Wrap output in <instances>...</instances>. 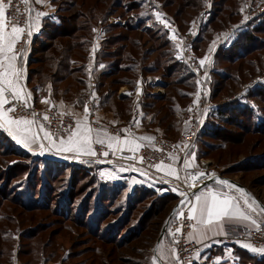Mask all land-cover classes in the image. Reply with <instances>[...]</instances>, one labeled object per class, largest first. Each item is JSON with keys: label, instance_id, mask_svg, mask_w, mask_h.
<instances>
[{"label": "rangeland", "instance_id": "1", "mask_svg": "<svg viewBox=\"0 0 264 264\" xmlns=\"http://www.w3.org/2000/svg\"><path fill=\"white\" fill-rule=\"evenodd\" d=\"M156 1H158L161 6L164 4L166 13L179 23L183 31H186L189 23L198 16V11H193L192 9H188V7H184L183 0ZM204 1L207 0H203V3ZM218 1L225 3V6L234 4L232 0ZM131 2H136L137 4L133 9L129 7ZM71 3H73V6L76 3L77 11L79 13L81 12L83 15L77 19L78 22L82 23L86 21L87 18L90 26L95 27L93 30L94 42L97 27L102 24H111L112 22L108 23L109 20H113L114 23L115 19L121 18L127 22V25L136 24L138 20H141V22L137 24H142V26L136 32L118 28L112 29L113 31L110 30L111 35L114 34L117 37L120 34L122 35L115 45L121 43L131 46L132 44L127 43L129 41H134L133 44L137 41L140 45V47L135 49V63L131 61L133 57L129 58L128 52L123 55V59L120 58L121 61H118L122 65L131 66L132 70L130 72H115V74L113 73L111 76L102 78L103 84L105 85L103 91L110 89L115 92V104L122 109L127 108V106L130 107L131 115L125 116V113L122 117L116 115V111L111 110L115 117L118 116L123 119L121 125L127 126V124H132L131 120H133L134 114L133 105L136 103L132 97H123L122 94L125 90H134L137 83L135 82V84L127 86L122 84L121 81L123 79L128 78L130 82L131 79L137 80L138 77L142 76L144 93L147 96L143 99L145 103L152 101L150 95L157 96L160 94L161 96H166V99L163 101H155L154 112L158 108L163 109L160 115L157 116V114L155 115L150 109L148 110L145 108L146 113L150 112V116L154 118L158 117V121H160L164 115L169 114V106L173 107L177 104H181L182 106L185 105L184 101H181L178 96L177 87L174 86L175 84H171V80L167 79L165 76L164 68L174 66L173 69L176 71V78L179 76H188L189 71L186 69V63L185 65L183 62H179L173 57L171 60V57L167 59V57L165 58L163 55L168 53L174 56V49L171 45H168L169 51H167L168 49L165 50L162 48L164 46L163 44L166 43L164 39L166 35H164L163 27L156 19V10L159 6L156 4L155 0H118V2H116V0H58L56 11L48 20L52 23L56 22L57 24L60 23V18L67 20L69 14L64 12V7L67 8V4L70 7ZM203 3L202 8L204 7V10L205 3ZM232 10L234 9L230 11ZM230 11L226 10V12H221L219 15L220 18L215 20L210 30L212 34L216 29L229 25V21L235 23L236 19H230L227 15ZM120 14H122L123 17H118ZM248 17L249 15H246L245 19ZM262 18H264V13L257 18L258 24ZM222 19L226 21L220 22ZM147 31H149V33H146ZM40 39L42 41L47 40L46 37ZM252 44L253 45L250 47L251 53L241 62L239 61L229 65L226 61L220 59L218 66L220 65L223 69L227 70L228 75H231V79L220 83L221 85H218L219 92L214 96L212 95L210 99L213 102H225L223 106L220 107L223 113L221 115H215L214 110L209 113L206 126L199 134L195 146L200 150V158L203 166L213 171L216 175L234 180L249 191L255 199H258L260 203L264 204V31L259 34V36L255 37ZM40 47V45H37L35 48L39 49ZM150 48L151 50H157V52L150 56L149 62H144L143 56L145 50ZM170 48H172V50ZM107 49L112 50L113 48L107 47ZM243 50V52L248 51L246 48H243ZM89 54L90 48L88 55ZM40 57L41 53L38 51L36 58ZM113 57L112 55L107 59L108 62L105 63L106 65L102 69L96 68L93 72L94 76L96 73L107 70L109 64L114 62V59L117 58ZM86 63L88 64V61H86ZM145 64L154 67V71H145ZM31 66L35 67L36 65H30V67ZM191 72L193 73V71ZM159 78L163 79L164 83L167 85L166 87L159 85ZM35 82L36 79H33L31 85L33 86ZM67 85L68 83L66 82L62 87L65 88ZM73 85L75 84L71 86ZM41 91L42 90H40L39 93ZM73 92H71L70 95H78V91H76V93L73 90ZM126 99H129L128 103L125 101ZM201 99L202 97L200 96L197 104L187 108L186 112L184 114H179L180 116H178L177 119H175V114H173L165 121H162V123L156 122V125H160L162 128V134L157 137L175 141L179 140V138L190 129L185 116L199 106ZM186 105H188V103ZM216 108L217 107H215V109ZM106 111L110 110L106 109ZM59 112L67 113L62 111ZM172 113L171 111V114ZM183 122L186 124L185 130ZM167 127H170L168 131ZM111 128H114V126L110 127V129ZM5 137L8 136L0 129V225L6 223L8 226V233L3 236V238L9 240L8 242H4L3 239L0 242V251L4 252V255L0 256V263L16 264V261H18L20 264H26L30 258H32V262L37 264L35 262V257L39 256V264H42L45 258L51 256L52 261L61 262L62 264H152L151 251L170 213L175 206L180 203L179 201L182 198L181 195L179 196L178 194V200L168 207V209L163 210V212L161 211L162 214L160 216H151L149 220L150 226L146 227L147 229L143 231L140 237L135 239V234L131 235L128 232L129 229L134 228V222L140 218L146 208L150 207L152 202L158 201L154 208H157L163 203L160 199V196L163 194L162 192L160 193L156 189H148L150 191H148L149 197L146 195L144 197L148 200L145 203H141L142 209L135 212L132 224L125 228L121 226L117 229L116 234L113 233L110 235V238L114 237V239H116L117 237L118 243H114L112 240H101L99 237L95 238L92 232L90 233L82 223L80 224V221L82 222L83 220L77 219L78 216L76 215V213L78 214L81 211L80 208L75 210L72 214L69 213L65 217H61L58 213H55L56 203L65 199L63 195L66 190L64 184H66V181L70 184L71 171L67 170L64 177L57 179L56 182H49L48 177L49 174L52 173L51 171H53L54 165L37 160L31 161L11 155L8 156L4 152H13L14 147L6 142ZM35 158H37V156ZM64 164L87 165L93 170V173L81 183L83 184L81 192H85L80 198L85 196L90 197L92 192L97 189L93 181H90L91 176L97 177L99 184L101 182H106L99 177L100 173L98 171V166L84 162H65ZM106 183L114 184L111 181H107ZM116 185H122L121 195L118 200L112 201L109 205V209L117 210L114 212V216L100 227L102 231L106 225L118 219V214L116 213H118L123 206L126 207L127 201L133 193L143 190L141 187L133 190L131 189V185L123 182L116 183ZM217 187L222 188L218 184ZM42 191L45 192V195L50 197V201H47L46 204L48 202L51 204L53 207L51 210L43 208V206L46 205L37 207L32 205L26 208L21 205V203L26 205L33 204L34 199L41 196ZM155 195H157V197ZM52 200L56 201L54 202ZM76 204H73V206H76ZM93 210H95V206ZM96 211L97 210H95V212ZM92 215L93 212L89 217ZM95 217H97L96 214ZM11 218L13 219L11 222L13 223H9ZM153 230L158 232L157 236L154 234L155 232H153ZM102 231L100 234H102ZM121 235L124 236V238H128H125L121 242ZM107 236L109 235L106 233L104 237ZM150 236L153 238L151 239ZM166 236H168V243L170 244L168 248L174 251L169 234H166ZM210 251L211 255H216L214 257L208 256L210 260L216 259L218 255H224L220 248ZM22 252H24V255L21 254ZM206 262L207 264H211L208 260ZM171 264H175V257ZM197 264L205 263L198 262Z\"/></svg>", "mask_w": 264, "mask_h": 264}, {"label": "trees", "instance_id": "2", "mask_svg": "<svg viewBox=\"0 0 264 264\" xmlns=\"http://www.w3.org/2000/svg\"><path fill=\"white\" fill-rule=\"evenodd\" d=\"M216 1H217V4H216L217 10L214 12L216 15H213L211 17L212 20H210V22L207 23V25L205 26L207 33H211L210 30L213 27L215 20L219 19L217 17V14L220 11L226 12V10L230 11L231 9H234L230 11V13H227V15L230 19H236L235 21L236 23L238 20L237 17L240 11V6L242 2H244L245 0H241V2L240 0H232L234 1V4L233 5L228 4L229 6L228 5L225 6V3H222V1L221 2L218 0ZM116 2H118V0H116ZM183 3H184L183 4L184 7H188V9H192L193 11H198L197 15H199L200 12L204 8V7L202 8L203 0H183ZM204 3L206 5V1H204ZM136 5H137L136 2H131L129 4V7L130 9H133L136 7ZM162 7L166 12V8L164 4ZM64 9H65L64 12H67L69 14V17L67 18V20H65L64 18H60V23L58 24L56 22L52 23L48 19L44 22L42 36L46 37L47 40L42 41L41 39H38L36 42V46L40 45L41 47L39 49L34 48L33 50V57L31 58L30 65H36V66L30 67L29 81H30V84H32L33 79H36L35 84H33V90L36 92V96H35L36 102H38L39 99L47 93V90H48L47 87L51 85L53 93H54V97L58 99L62 98L68 101L75 100L76 95L75 94L70 95V93L73 92L74 90L75 92L76 91L79 92L78 100L80 101V103L87 104L86 99L89 98L91 94L90 93L91 81L89 77L88 64L86 63V61H88V58H89V55H88L89 48H90L89 46L92 44L94 40L93 30L95 29V27L90 26V24L87 21V18H86V21L82 23L78 22L77 19H79V17L83 15L81 14V12L79 13L77 11L78 9H77L76 3L74 4V6H73V3H71L70 7L67 4V8L64 7ZM119 16L123 17L122 14L118 15V17ZM225 21L226 20L222 19L220 22H225ZM139 22H141V20H138L137 23ZM137 23L129 24V28L131 32L132 31L136 32L137 30L141 28L142 24H137ZM235 23H232V21H229V25H225L224 27H221V28L232 27L233 24ZM250 26L251 27H249L248 32H246V37L244 39H242L241 41H236L233 44L230 51L226 50L222 52L221 54H219V57L223 55V58L227 62V64L232 65L239 61L241 62L242 60H244V58L247 57V55L251 53L250 47L253 45L252 43L255 40V37L259 36V34H261L264 31V18L260 20L259 24L257 23V20H254L253 22L250 23ZM116 28L120 29V26L115 25V24H109L106 26V29H105L106 30V40H105L106 48L104 52L98 54L97 56V67L100 64L108 62L107 59H109L110 56L112 55L117 58L114 59V62L109 64V67L107 70L96 73L97 75L95 74L96 76L95 81H96V89L99 95L98 98L100 101L99 103L100 108L108 109L110 111L114 110L116 111L115 112L116 115L122 117L123 115H125V113H126L125 116L131 115L130 107L127 106V108L122 109L115 104V100H114L115 92H113L110 89H106L103 91V87H105V85L103 84L102 78L111 76L113 75V73L115 74V72H123V71L125 73L130 72L132 70L131 66L122 65L118 61H121L120 58L123 59V55L126 52H128L129 58L133 57L131 61L135 63L136 62L135 61L136 59L134 57L135 49L140 47V45L137 41H135L134 44H133L134 41L127 42L129 44H132L131 46H129L128 44H121V43H118L119 45L118 44L115 45L116 42H118V40L122 36L121 34L118 37L115 36L114 34L112 35L110 34V30L113 31L112 29H116ZM146 33H149V31H147ZM164 35H166L165 31H164ZM164 39L166 43L163 44L164 46L162 48L165 50L168 49L167 51H169L168 45L169 46L171 45V47L174 49V56L173 54H168V53L163 54V55L165 56V58L167 57V59L171 57L170 60L172 59V57L177 59L175 56L176 55L175 47L168 40L167 35H166V38ZM205 41H208V39H206ZM107 47L113 48V49L110 50V49H107ZM172 48L170 49L172 50ZM243 48H246L248 51L243 52L244 51ZM38 51L41 53L40 58H36ZM156 52L157 50L155 49L151 50V48L145 50L143 61L149 62L151 58L150 56L152 54H155ZM173 67L174 66H169L167 68H164L165 76L167 77V79L171 80L170 81L171 84H175L174 86L177 87L178 96L181 101H184L185 105L182 106L181 104H177L176 106H173V107L169 106L168 107V112L170 108L169 114L164 115L163 118L160 121H158L161 123L162 121H165L166 119H168L171 115L175 114L177 111L180 114H184L188 108V105L190 104L191 95L197 89L196 84L198 82L195 76L193 75V73H191L187 67L186 69L189 71L188 76H183V77L179 76L178 78H176V71L175 69H173ZM166 69H167V74H166ZM144 70L149 71V72L150 70L154 71V67H151L145 64ZM224 72L226 74H223ZM218 73H220L219 76L224 79L218 82L219 84L216 83V85L215 84L212 85L213 86V96L219 92V86L221 85L220 83L225 82L228 79H231V75H228L227 70L225 69L221 70ZM66 82L68 83V85L67 87L63 88L62 85L64 83L66 84ZM121 82L124 85L130 86V85L135 84L136 79L135 80L131 79L129 82L127 78V79H123ZM72 84H75V85L71 86ZM38 87L42 89L40 93H37L39 89ZM151 99L152 101L146 102L144 106L146 109L148 110L150 109L155 115L157 114L158 116L162 113L163 109L158 108L154 112V107L156 104L155 101L156 100L163 101L166 99V96L165 97L164 96H160V97L154 96V97H151ZM125 101H127L128 103L129 99H126ZM93 103L95 106L94 100H93ZM187 103L188 105H186ZM185 106L186 108L183 110L182 108ZM222 106L223 105H220L215 110V115L216 114L221 115L223 113L222 110L220 109V107ZM95 109H96V106H95ZM171 111L173 112L172 114H171ZM157 119L158 117H155L154 120L157 121ZM169 129L170 127H167V131ZM5 138H6V142H8L9 144H11L12 147H14L13 152L11 151L4 152L8 156L11 155V156L19 157L21 159H28L31 161L37 160V161L46 162V164H53L54 169L53 171H51L52 173L49 174V177H48L49 182H56L57 179L64 177L67 170L71 171L70 184L67 183V181H66V184H64L66 188L63 194L65 199L62 200L61 202L56 203L55 213H58V215L61 217L62 216L65 217L69 213L72 214L75 212V210L80 208L81 211L78 214L76 213L78 217L76 215L75 216L77 217V219L83 220L82 222L80 221V224L82 223L87 228V230L90 231V233L92 232L93 233L92 235L95 238L99 237L101 240H104V239L112 240L114 241V243H118L117 237L116 239H114V237L110 238V235H112L113 233L116 234L117 229L120 228L121 226L125 228L126 226H129L130 224H132V220L134 219L133 217L135 215V212L140 211L142 209L141 203H145L148 200L147 198H144V197L145 195L148 196L150 191L148 192V191L142 190L140 192L138 191V192L133 193V195L127 201L126 207L123 206L119 210V212L116 213L118 214V219L106 225L102 231V228L100 227H102L103 224L106 223L108 219L114 216V212L117 210V209H112V210L109 209V205L112 203V201L119 199L121 195L122 185L110 184L106 182L105 183L101 182L99 184L97 177L91 176L90 181H93V183L95 184L94 186H96L97 189L94 192H92V195L90 197L85 196L83 198H80L81 195L84 194L85 192V191L81 192V189L83 187V184L81 183L85 181L91 173H93L92 172L93 170L90 169L89 166L77 165V164H74V165L64 164L63 162L53 161V160H49L45 158H39V157L35 158L33 155L17 147L16 144L10 138L8 137H5ZM155 196L157 197V195ZM160 199L163 201V203H161L157 208H154V206H156L158 201L152 202L149 208H146V210L143 209L144 211L141 214L140 218L136 220V222H134V226H133L134 228L129 229L128 232L131 235L135 234V239L139 238L140 235L143 233V231L147 229L146 227L150 226V222H149L150 217L160 216L163 210L168 209V207H170L174 202L178 200V196L174 194H167V195L160 196ZM47 201H50V197L48 195H45V192L42 191L41 196L36 197L34 199L33 204L26 205V204L21 203V205L24 208L30 207L32 205L36 207L46 205V206H43V208H47L48 210H51L53 207L51 206L49 202L46 204ZM52 201L55 202L56 200H52ZM73 204H76V206H73ZM94 206H95V210H97L96 212L95 210H93ZM92 212H93V215L89 217V215ZM95 214L97 215V217H95ZM11 221H13L12 218L10 219L9 223H13ZM7 228L8 226L6 225V223L0 225V242L3 239H4L3 240L4 242L9 241L3 238V236H5L8 233ZM101 231H102V234H100ZM153 232H155L154 234H156L157 236L158 232L156 230H153ZM106 233L109 236L104 237ZM125 238H128V237H125ZM125 238L124 236L121 235V242ZM150 238L152 239L153 237L150 236ZM21 254L24 255V252H22ZM3 255H4V252L0 251V256H3ZM242 257H244L243 259H241L242 264H264V259L263 260L252 259L248 256L246 257L245 254H243ZM38 259H39V256H36L35 262L37 264H39L40 262V259L37 262ZM50 261H52L51 256L45 258L42 264H47ZM0 264H8V263L3 262ZM26 264H35V263H33L32 258H30V260ZM195 264H197V262Z\"/></svg>", "mask_w": 264, "mask_h": 264}, {"label": "crops", "instance_id": "3", "mask_svg": "<svg viewBox=\"0 0 264 264\" xmlns=\"http://www.w3.org/2000/svg\"><path fill=\"white\" fill-rule=\"evenodd\" d=\"M30 8H31V18H32V32H33V38L28 44L27 49L24 51L23 54V64L25 68V79L23 81L24 85L26 86V91L31 92V96L27 99L29 101L36 102V92L33 90V86L30 84L29 81V70H30V61L33 57V50L36 47V42L38 39L43 38L42 31L44 27V22L47 19H50L55 11H56V4L58 0H43V2H40V0H28ZM156 4L159 6V8L156 10V13H160L161 15L157 17V21L160 23V25L163 27V30L165 31L168 40L173 44L176 50V58L183 62L182 52L186 48L190 49L191 55L196 61L198 68L201 71L206 72L209 75V82H210V89L212 91L213 95V84L216 85V83L222 81V77H220V72L222 67L218 66V63H220V59L222 61H225L223 58V55L219 57V54H221L224 51H230L233 44L236 41H241L246 37V32H248V29L250 26V23L254 20H257L259 15L264 13V0H245L242 2L240 6V11L238 14V20L235 24H233L232 27L229 28H219L216 29V31L212 33H207L205 26L207 23L212 20V16L216 15L214 12L217 10L216 0H207L205 9L195 18L193 19L189 25L186 28V31H183L179 23L176 22L175 19L172 18L169 14L165 12L161 4L156 1ZM216 9V10H215ZM215 10V11H214ZM37 12H43L46 13L44 16L37 17ZM222 11H220L217 14V17L220 18V14ZM249 15L248 18L245 19V16ZM6 18V16H5ZM7 22V19H6ZM112 22V23H111ZM166 22V23H165ZM108 23L119 25L120 29H126L127 31H130L129 25H127V22L124 21L121 18H117L114 20H109ZM107 24V23H106ZM106 26L105 24H102L97 27L96 29V38L95 42L90 46V54L88 59V71H89V77L91 81V90H90V96L86 100L89 99L94 100L95 106H96V120L98 123L104 124L103 129L106 130L107 135H114L112 134L110 127H117L121 129H132L133 130V136L132 137H125L119 141V147H117L116 142H113V146L110 147L113 150H126L130 152V149L132 147H135L133 144H125V140H131L135 141L136 145H140L142 147L144 144L151 143L155 137L162 134V128L159 125H156V122L153 116H150V113L146 114L145 111V102L144 98L147 97L144 93V84L142 76L138 77L136 80V85L140 82H142L141 87L139 88V92L141 90L143 91V95L138 98H136V103L134 101L133 105V120L132 124L121 125L122 120L120 117H115L114 114L111 111H106V109L100 108V101H99V95L98 91L96 89V81L94 76L95 69H102L106 64H100L97 67V56L98 54L105 51V40H106ZM145 29V28H144ZM134 32V31H132ZM23 36V35H22ZM208 36V37H206ZM22 38V37H21ZM208 39V41H205ZM208 57L207 60H204V63L201 64V60L204 59V57ZM186 65V64H185ZM186 67L192 71L191 68L186 65ZM192 73V72H191ZM223 74H226L225 72ZM194 75V74H193ZM225 77V76H224ZM228 77V76H227ZM141 79V80H140ZM162 82L163 79L159 78ZM165 84V83H163ZM164 86V85H163ZM167 85L165 84L164 87ZM134 87V88H135ZM39 88V87H38ZM47 93L39 99L38 102H36L41 107H52L62 112L71 113L76 116L77 120L83 118L85 114V106L86 104L80 103L78 100V95H76L75 100L68 101L64 100L62 98L58 99L54 97V93L52 90L51 85L47 87ZM42 90L41 88L38 89V92ZM77 93V92H76ZM155 95H150V97H154ZM157 96H161L160 94ZM200 97V90L197 83V89L196 91L191 95V101L188 105V108L194 106L197 104V101ZM135 100L134 98H132ZM216 104H224L225 102H213ZM5 108V106H4ZM186 107H183L184 110ZM132 109V108H131ZM143 109V110H142ZM180 113L177 111L175 113V119H177ZM131 118V117H130ZM130 121V122H131ZM88 122L90 123V119L88 117ZM91 124V123H90ZM41 125L43 127H41ZM184 130L186 128L185 122H183ZM33 131L36 132L37 135V142L33 145H31V150L29 148H25L23 144L18 143L16 139H13V137L6 131V135L16 144L17 147L20 149L26 151L29 154H32L33 156H37L40 158H45L53 161H59V162H84V163H91L95 166H98L99 169V177L103 179V181H111L112 183H126L131 185V189L135 190L137 188H143L145 191H149L148 189H156L160 193L162 192V195L167 194H174L178 195L179 191L177 190V184L185 182L187 171H192L194 173H199L201 170L202 160L200 158V150L198 147L194 146V148L189 153V156L187 158L188 165L187 167L184 166L182 169L178 168L177 166H166L163 165L161 168H155L153 172L147 173V172H136L131 170L127 166H101L96 164L92 160V155H87L83 153L78 152H64L60 151L57 152L55 148H53L50 144L48 139L44 138L45 131L49 132L46 125L44 123L39 124L38 126H35L34 124L31 126ZM183 130V127H182ZM49 134H51L49 132ZM152 139H147V138ZM53 140L56 141V143H59V140L52 137ZM44 144L46 148H49L51 150L48 151H41L39 145ZM95 143H93L94 145ZM108 146L107 139L105 140V143ZM109 147V146H108ZM140 147L136 148L138 150ZM174 169L175 175H171L170 171ZM194 185V186H193ZM216 185V186H215ZM214 186H209L208 188L215 189L217 187V184ZM194 187V190L199 187V185L195 186V184H192ZM223 191H230L233 194L239 195L235 189L229 190L226 188V186H221ZM225 187V188H224ZM218 188V187H217ZM193 190V191H194ZM204 190V189H203ZM192 191V192H193ZM195 194V193H194ZM194 194H192L186 201V209L189 210V200H194ZM258 199H256V202ZM249 203H252V198L249 197ZM260 201L257 202V204L253 205L255 211L252 212L253 219L257 220L259 224V228L264 226V224H260V221L264 220V211H261L262 206L259 204ZM262 204V203H261ZM241 208L245 211H249L247 209V206L244 204L243 200H240ZM264 205V204H263ZM219 227L218 231L213 233H208L205 238H200L199 234L197 233L194 238H192V241H195L199 243L202 248L200 251V254L198 256V262L199 263H205L207 264V260L211 262V264H242V260L244 257L243 254L246 255V257H250L252 259L257 260H263L264 254L257 253L251 251L249 248L244 247V244H251L252 246L256 248H260L264 246L263 244H255L251 241L244 240V239H235L229 241L227 239V232L228 231H248L257 229V226H253L251 224V221L241 220L240 218H233L231 220L224 218L222 222H217ZM194 232V229L193 231ZM161 246L162 252H157L156 248L157 246ZM170 244L168 243V236H164L159 240L157 239L156 243L154 244V247L152 249V264H171L174 260V253L171 251L168 247ZM222 249V253H224L223 256L218 255L216 259L210 260L208 256L214 257L216 255H211L212 249ZM156 257L155 261L153 258ZM219 258V259H218ZM197 262V263H198ZM15 264V263H14ZM16 264H20V262L16 261ZM47 264H62L61 262L57 261H50Z\"/></svg>", "mask_w": 264, "mask_h": 264}, {"label": "built area", "instance_id": "4", "mask_svg": "<svg viewBox=\"0 0 264 264\" xmlns=\"http://www.w3.org/2000/svg\"><path fill=\"white\" fill-rule=\"evenodd\" d=\"M10 6L5 9V16L7 21L11 20L14 23H17L19 26L24 27L26 23L31 24L32 28V18H31V8L28 0H4L5 4H9ZM31 18V19H30ZM33 38V32L31 36L28 35V29L25 28V32L22 38L17 43V49L23 48L24 51L27 49L28 44ZM182 57L184 62L191 68L194 75L196 76L200 96L202 97L199 106L189 112L185 119L189 124L190 129L183 134L179 140H169L162 137L155 138L151 144H145L135 152L126 151V150H112L106 144L101 145L99 143H95L93 148L96 151V155L92 157V160L101 166L113 167V166H127L133 171L147 172L151 173L156 168L155 165L162 164L166 166H177L178 168H183L185 166V159L188 158L189 153L196 145L197 139L201 131L205 128L207 123V117L212 110H216L222 104L213 103L210 99L212 96V91L210 89L209 75L201 71L198 68V65L194 58L191 55L190 49L186 48L182 52ZM263 81V80H262ZM161 80L159 82L160 86H163ZM142 83H138L134 90H125L123 92V97H132L136 98L143 95V91L139 92V88ZM17 103L16 101L9 98V100L5 103V109L10 108L12 104ZM29 107L21 108L16 107L14 112H10L14 118L19 116H24L28 119H34L35 126H38L41 123H44L48 129V131L52 133H56L58 129L62 126H71L73 130L76 127L77 118L73 114L61 113L57 109L52 107H41L37 105L34 101L28 100ZM88 108V117L90 119V123L93 128H102L103 124L98 123L96 120V109L92 99H89L86 104ZM215 107H217L215 109ZM33 113H35V117H33ZM47 116V119L44 117ZM112 134L119 135L120 140L125 137H132L133 130L132 129H121V128H111ZM68 135L67 132H59V136L65 137ZM54 138L58 139L56 136ZM108 152V155L105 156L103 153ZM143 157V159H141ZM199 173H204L205 178L203 180L200 179L196 173L192 171H187L185 173L186 180L185 182L177 184V190L180 192L184 191L188 193V198L191 196L194 187L192 184L201 185L203 182L212 179L213 171L207 169V167H201ZM195 176V180L193 179ZM217 175L215 174V177ZM182 197L179 201L180 204L173 214L165 235L169 234V237L172 240L173 245V253L175 257V264H195L197 262L198 255L200 254L202 246L189 239L188 233L192 232L193 229L190 226L191 221L188 218V210L186 209V201L187 199ZM183 201V203H181ZM180 229V231H177ZM227 239L229 241L235 239H244L251 241L255 244H263L264 245V226L260 227L259 230L253 229L248 231H228ZM179 257V259H177Z\"/></svg>", "mask_w": 264, "mask_h": 264}, {"label": "snow or ice", "instance_id": "5", "mask_svg": "<svg viewBox=\"0 0 264 264\" xmlns=\"http://www.w3.org/2000/svg\"><path fill=\"white\" fill-rule=\"evenodd\" d=\"M43 2V0H40ZM10 6L5 4L4 0H0V129L6 130L13 139H16L18 143L23 144L25 148L31 150V145L37 142V133L33 131L32 125L35 123L34 119H28L24 116L13 117L10 112H14L16 107L27 108L28 97L31 96V92L26 91V86L23 81L25 79V68L23 64L24 49H17L16 45L25 32V28L28 29V35L31 36L32 28L30 23H26L24 27L19 26L17 23L11 20L6 22L5 9ZM46 13L37 12L36 16H44ZM157 17L161 14L156 13ZM31 19V18H30ZM166 23V22H165ZM208 57H204L201 60V64ZM11 98L17 103L12 104L10 108L5 109V103ZM35 117V113L32 114ZM47 119V116L44 117ZM41 127H43L41 125ZM59 132H67L65 137L59 136ZM53 136H56L59 143L53 140ZM44 138L48 139L49 144L56 149L57 152H78L87 155H96V151L93 148V143H99L104 145L105 140L108 141V146L112 147L113 142H116L119 147L120 137L119 135H107L106 130L103 128H93L88 122V108L85 106V114L83 118L76 121L75 130L69 126H62L56 133L49 134L45 131ZM152 139V138H147ZM125 144H133L130 151L135 152L136 148L140 145H136L135 141L125 140ZM41 151L51 150L46 148L44 144L39 145ZM105 156L108 152L103 153ZM143 159V157H141ZM185 166L187 167L188 161L185 159ZM157 168L163 167L162 164L155 165ZM170 167V166H169ZM171 175H175V170L170 171ZM201 180L205 178L204 173H196ZM215 178V173L212 174ZM195 180V176H193ZM218 185L227 186V189H236L239 195L233 194L230 191H223L222 188H208L204 190H198L194 194V200H189L188 218L191 221V227L194 232H189V239L194 238L198 233L200 238H205L208 233L215 234L218 231V223L222 222L224 218L229 220L233 218H240L241 220L251 221L253 226H257L259 230V224L257 220L253 219L252 212L255 211L253 205L257 204L254 198L252 203H249V194L242 187H238L235 183L229 182L225 179H219ZM194 186V185H193ZM181 197L187 198L188 193L181 191ZM243 200L249 211H245L241 208L240 200ZM183 203V201H181ZM179 209H177L178 211ZM264 211V208H261ZM260 224H264V220L260 221ZM180 231V229H177ZM244 247L249 248L253 252L264 254V246L256 248L251 244H244ZM157 252H162L161 246H157ZM156 257L153 258L155 261ZM179 259V257H177ZM219 259V258H218Z\"/></svg>", "mask_w": 264, "mask_h": 264}, {"label": "water", "instance_id": "6", "mask_svg": "<svg viewBox=\"0 0 264 264\" xmlns=\"http://www.w3.org/2000/svg\"><path fill=\"white\" fill-rule=\"evenodd\" d=\"M163 85L165 86V84H163ZM219 179H225V180H228L229 182H233V183H235L238 187H242V188H244L243 186L239 185L237 182H235V181L232 180V179H229V178L224 177V176H219V175H217L215 178H212V179H210V180H207V181L203 182V183H202L197 189H195V190L191 193V195L194 194V193H196L198 190H203V189H205L206 186L209 187V186H212V185L218 184V180H219ZM244 189H245V188H244ZM245 190H246V189H245ZM246 192L249 194V197H250V198H254V199H255V197H254L249 191L246 190ZM187 198H188V197H187ZM185 199H186V198H185ZM255 201H256V199H255ZM257 202H258V201H257ZM179 204H180V203H179ZM179 204H177V205L175 206V208L173 209V211L170 213V215H169V217H168V219H167V221H166V223H165V225H164V227H163V229H162V231H161V233H160V235H159V240L165 236V233H166V230H167V226H168V224H169V222H170V220H171L173 214L176 212V210H177ZM259 204L262 206V208H264V205H263V204H261V203H259Z\"/></svg>", "mask_w": 264, "mask_h": 264}]
</instances>
